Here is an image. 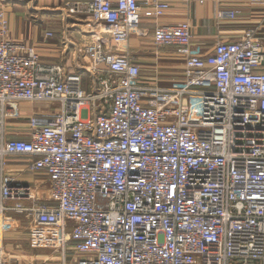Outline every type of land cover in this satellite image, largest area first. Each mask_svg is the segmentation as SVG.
<instances>
[{
  "label": "built area",
  "instance_id": "obj_1",
  "mask_svg": "<svg viewBox=\"0 0 264 264\" xmlns=\"http://www.w3.org/2000/svg\"><path fill=\"white\" fill-rule=\"evenodd\" d=\"M145 7L159 20L171 4H67L66 18L89 20L99 36L79 49L91 65L77 72L12 40L0 10V158H34L51 200L40 204L30 187L3 176L0 222L13 211L31 217L34 241L61 235L63 264H264L263 43L250 29L203 56L189 22L158 25L154 43L184 59V80L146 85L138 64L103 46L125 45ZM239 13L221 8L216 19ZM39 104L47 108L26 119L29 139L6 140L21 106ZM3 257L0 247V264H9Z\"/></svg>",
  "mask_w": 264,
  "mask_h": 264
},
{
  "label": "crops",
  "instance_id": "obj_2",
  "mask_svg": "<svg viewBox=\"0 0 264 264\" xmlns=\"http://www.w3.org/2000/svg\"><path fill=\"white\" fill-rule=\"evenodd\" d=\"M90 0H2L0 10H4L9 20L10 38L34 46L42 62L60 63L70 71L77 72L80 67L87 69L91 60L79 49L97 39L95 26L87 19L65 16L67 4ZM150 2L153 0H140ZM169 1L171 9L162 19L152 16L151 7H145L139 30L130 36L129 41L116 48L107 42L103 46L118 56H128L142 70V83L153 84L162 89H170L184 80V64L173 48L155 45L153 33L156 26H177L189 22L192 34V47L197 54L212 52L219 41H235L246 31L255 29L257 37L264 46V0H158ZM238 10L239 16L233 21L218 23L216 13L219 9ZM29 14V15H28ZM51 33L52 36H48ZM101 37V36H100ZM107 38V37H103ZM261 72L264 73V67ZM84 80H87L85 77ZM41 106L35 105V107ZM26 107H34L22 105ZM37 108L35 111H45ZM23 120V119H22ZM11 122L6 140H28L29 130L21 121ZM1 146V140H0ZM34 158L29 156H5L0 158V187L3 176H10L17 182L31 188L40 204H51L50 180L45 172L32 171ZM1 194V188H0ZM5 206L12 207L18 202L7 200ZM25 206L27 200L20 201ZM33 220L26 214L6 211L0 222V247L4 261L19 264L26 256L23 241L34 250L30 240ZM27 227V228H26ZM26 230L27 233L23 231Z\"/></svg>",
  "mask_w": 264,
  "mask_h": 264
},
{
  "label": "rangeland",
  "instance_id": "obj_3",
  "mask_svg": "<svg viewBox=\"0 0 264 264\" xmlns=\"http://www.w3.org/2000/svg\"><path fill=\"white\" fill-rule=\"evenodd\" d=\"M2 0H0L1 2ZM1 9V7H0ZM64 9H66L64 7ZM29 15V14H28ZM87 85V80H85L84 82V87H86ZM44 105L41 106H37V107H26L24 109H22V113H23V120L21 121L22 124L27 123V118L30 116L31 113H33V111H35L37 108H40L39 110H43ZM38 110V109H37ZM25 122V123H23ZM19 123V122H17ZM27 228V227H26ZM35 228V226L33 225L32 228L30 229V240H31V245L33 246L34 250L36 251H32L29 248V245L27 243V241H23V248H24V252H26V256L24 254V258H21L19 260V264H63V259H62V244L60 242L61 240V235L59 236V238H57V241H43L41 239H39V241H34L33 240V236H34V232L33 229ZM24 233H27L26 230L23 231ZM42 231H38L36 230V235L41 234ZM55 234V236H57L58 232H52V231H47L44 232V234ZM48 247H54V248H48ZM57 251H56V250ZM68 256L69 259L68 261L73 260L72 258V254L71 252H68Z\"/></svg>",
  "mask_w": 264,
  "mask_h": 264
}]
</instances>
